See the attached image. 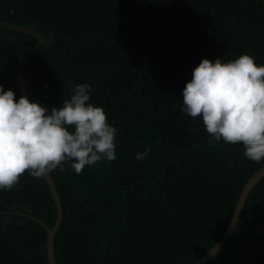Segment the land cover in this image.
Here are the masks:
<instances>
[{"label":"trees","instance_id":"16d2710c","mask_svg":"<svg viewBox=\"0 0 264 264\" xmlns=\"http://www.w3.org/2000/svg\"><path fill=\"white\" fill-rule=\"evenodd\" d=\"M0 18L45 35L25 69L30 101L61 107L87 83L89 103L117 130L114 161L77 174L66 160L63 172H51L64 210L57 264H193L204 256L264 160L250 161L242 144L216 141L200 117L182 114V93L204 58L247 54L264 66V0H0ZM37 40L0 26V85L17 101L18 66ZM0 212H8L0 213V264H49L48 231L33 218L56 221L46 178L26 171L18 190H0ZM263 228L264 176L206 264H228Z\"/></svg>","mask_w":264,"mask_h":264},{"label":"clouds","instance_id":"9594fccd","mask_svg":"<svg viewBox=\"0 0 264 264\" xmlns=\"http://www.w3.org/2000/svg\"><path fill=\"white\" fill-rule=\"evenodd\" d=\"M182 114L200 117L216 141L242 144L244 156L264 160V66L243 54L227 63L201 60L183 89ZM90 85L77 84L70 99L50 110L0 85V190L19 188L27 171L36 179L63 164L80 174L85 166L114 161L117 130L101 107L89 103ZM69 129H72L71 131ZM145 149L136 158L143 160Z\"/></svg>","mask_w":264,"mask_h":264},{"label":"water","instance_id":"95a60500","mask_svg":"<svg viewBox=\"0 0 264 264\" xmlns=\"http://www.w3.org/2000/svg\"><path fill=\"white\" fill-rule=\"evenodd\" d=\"M0 26L4 27L6 29L16 31V32H21L25 34L32 35L36 37L38 40L37 42L24 54L22 57L19 66H18V71H17V76H18V83H19V88H20V94L21 96H27V90H26V84H25V69L26 66L31 59L32 55L45 44V35L32 28L29 26H24L20 25L17 23H13L10 21H6L4 19L0 18ZM29 98V97H28ZM264 176V166L260 168L247 182L245 185L241 196L239 198V201L237 203V206L235 208L233 217L225 230L224 234L221 236V238L217 241V243L200 259H198L196 262L193 264H206L210 259H212L226 244V242L229 240L233 232L235 231L237 224L241 218V215L243 213L247 198L249 194L251 193L252 189L256 186V184L263 178ZM46 180L51 188L56 208H57V217L54 225L52 227H49L47 224H45L42 220L39 218L33 217L37 221H39L41 224H43L47 231H48V236H47V250H48V261L49 264H57L56 258H55V237L56 234L62 224L63 217H64V210H63V205L61 201V197L57 188V185L51 175H47ZM0 213H8V212H0Z\"/></svg>","mask_w":264,"mask_h":264},{"label":"crops","instance_id":"0c3cea01","mask_svg":"<svg viewBox=\"0 0 264 264\" xmlns=\"http://www.w3.org/2000/svg\"><path fill=\"white\" fill-rule=\"evenodd\" d=\"M256 230L252 239L247 240L237 247L228 264H264V228Z\"/></svg>","mask_w":264,"mask_h":264}]
</instances>
